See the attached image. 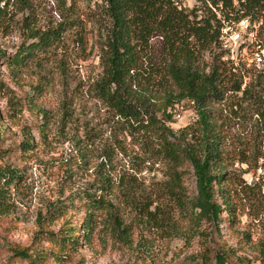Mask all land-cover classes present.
Wrapping results in <instances>:
<instances>
[{"label": "rangeland", "instance_id": "rangeland-1", "mask_svg": "<svg viewBox=\"0 0 264 264\" xmlns=\"http://www.w3.org/2000/svg\"><path fill=\"white\" fill-rule=\"evenodd\" d=\"M96 3L0 0L4 58L17 53L22 45L35 43L29 37L30 29L43 33L73 23L51 45L33 50L25 66L10 68L0 61V167L12 165L20 171L19 181L6 187L1 199L0 264H27L14 258L13 252L31 249L38 238L40 248L49 249L38 237L44 236L39 231H58L62 225L68 228L79 221L86 194L109 193V176L114 182L119 178L123 182L113 197L120 224H111L105 213L100 215L101 223L91 241L80 242L64 264H216V255L223 252L227 253L226 264H261L264 161L255 167L236 158L239 144L251 140L255 105L242 104L245 114L240 112L239 120L218 121L224 126L228 145L224 188L235 219L229 221L223 210L218 224L197 221L190 207L196 195L190 166L179 168L182 188L177 200L166 186L171 165L149 158L140 142L142 133L128 129L89 92L102 73L101 34L107 23L102 3ZM199 6L197 0H180V8L187 12ZM248 20L252 35L243 39L244 51L234 52V63H245L248 70L242 88L262 77L255 93L264 101V48L257 45L264 41V24ZM149 52L155 67L170 59L159 36L150 40ZM212 52H205L204 63H210ZM155 89V95L149 97L158 104L164 92ZM187 120L186 115L182 124L173 119V129L181 130ZM31 139L32 149L19 147ZM253 182L262 184L260 194L257 188L245 189ZM148 207L154 214L151 217L146 216ZM46 263L52 262L47 259Z\"/></svg>", "mask_w": 264, "mask_h": 264}, {"label": "trees", "instance_id": "trees-1", "mask_svg": "<svg viewBox=\"0 0 264 264\" xmlns=\"http://www.w3.org/2000/svg\"><path fill=\"white\" fill-rule=\"evenodd\" d=\"M98 1L102 3L107 23L101 34L102 73L89 88L91 96L128 129L142 133L140 142L145 145L149 158L171 165L166 186L177 200L181 199L182 188L179 168L183 164L190 166L196 186V195L190 201L194 219L218 224L224 210L229 221L234 220L235 210L224 188L226 174L223 166L229 151L222 131L224 126L218 125V121L224 123V118L239 120V113L245 114L242 104L255 105L251 116H256V125L250 130L251 140L239 144L236 158L239 163L255 167L260 160L264 161V101L255 93L262 85V77L258 76L242 88L248 73L245 63H224L221 54L215 50L221 21L249 17L251 22L264 24V0H197L200 6L189 12L179 9L171 0ZM218 13L221 20L217 19ZM69 24L73 23L65 22L59 28L43 33L30 29L29 37L35 43L27 47L22 45L17 53L6 58L0 51V61L10 68L25 66L33 50L51 45L60 31H67ZM154 36L161 38L170 55L162 67L152 64L149 50ZM257 45L264 48V41L259 40ZM205 52L213 54L210 63L203 61ZM155 86L163 88L164 92L158 104L149 97L155 95ZM184 100L195 102L198 119L173 133L165 126L172 120L166 110ZM23 145L25 149H32V139L23 141L19 147L23 148ZM19 179L20 171L12 165L0 167L3 187L0 188V204L5 188L16 184ZM106 182L109 183V193L98 197L86 194L79 221L68 228L62 225L58 231H39L44 236L38 237L51 246L49 249H41L38 238L33 241L36 246L31 249H16L14 258L27 264H47V259L51 264H64L71 260V252L77 251L80 242L86 245L91 241L93 231L101 223L100 215L105 213L106 220L118 226L120 220L113 197L116 188L123 184L122 178L114 182L109 176ZM252 184L245 185V189L257 188L260 194L262 184ZM145 211L148 217L154 215L149 207ZM226 254L216 255V264H226ZM261 260L264 264V258Z\"/></svg>", "mask_w": 264, "mask_h": 264}, {"label": "built area", "instance_id": "built-area-1", "mask_svg": "<svg viewBox=\"0 0 264 264\" xmlns=\"http://www.w3.org/2000/svg\"><path fill=\"white\" fill-rule=\"evenodd\" d=\"M174 5L180 8V0H171ZM217 19L221 20V16L217 15ZM249 17L240 18L238 20H228L222 22V27L220 28V35L218 38L217 53L221 54V61L224 63H234L235 57L234 52L244 51L247 47L246 41L243 39L252 35V29L249 25ZM236 50V51H235ZM196 105L194 101L184 100L179 103H175L173 106L167 108L166 112L171 116V121L167 122V128L170 129L173 133H177L178 129H173V119L182 124V121L187 117L186 124L189 125L194 123L198 119ZM170 124V125H169ZM182 125L183 128L186 127Z\"/></svg>", "mask_w": 264, "mask_h": 264}]
</instances>
